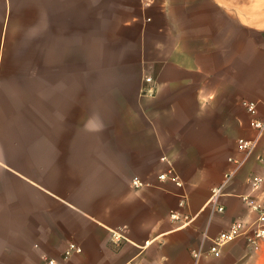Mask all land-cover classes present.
<instances>
[{"label":"crops","instance_id":"obj_1","mask_svg":"<svg viewBox=\"0 0 264 264\" xmlns=\"http://www.w3.org/2000/svg\"><path fill=\"white\" fill-rule=\"evenodd\" d=\"M0 4L47 26L39 85L6 59L0 36V264H264V240L209 253L211 238L254 219L241 197L261 170L264 135L219 199L223 212L206 205L229 160L242 158L237 141L256 136L243 104L259 103L264 118V0ZM99 11L117 67L132 75L129 94L92 92L85 103L76 93L68 105L52 97L48 26L95 27ZM145 77L153 96L141 93ZM70 245L80 252L64 259Z\"/></svg>","mask_w":264,"mask_h":264},{"label":"rangeland","instance_id":"obj_2","mask_svg":"<svg viewBox=\"0 0 264 264\" xmlns=\"http://www.w3.org/2000/svg\"><path fill=\"white\" fill-rule=\"evenodd\" d=\"M102 14L99 11L95 27L86 23L77 25L74 18L65 20L68 21L65 26H48L53 32L48 34L52 37V57L48 64L52 67L53 98L65 97L69 105L76 93L84 96L85 103L92 92L100 100L105 96L116 97L117 92L121 98L127 90L129 94L132 75L117 67V41L113 28L103 24L106 20ZM43 22L44 19H28L22 10L0 9V36L4 33L6 59L15 65L22 62L29 79H35L38 85L43 82L45 67L42 54L47 26ZM119 46L123 49L122 43ZM88 124L85 121V127Z\"/></svg>","mask_w":264,"mask_h":264},{"label":"built area","instance_id":"obj_3","mask_svg":"<svg viewBox=\"0 0 264 264\" xmlns=\"http://www.w3.org/2000/svg\"><path fill=\"white\" fill-rule=\"evenodd\" d=\"M146 5L150 4L152 0H142ZM144 85L141 88V93L147 96H153L155 93L154 82L151 77L144 79ZM258 105L257 102H245L243 107L248 116H250L249 125L256 132V136L252 140L240 139L237 141V149L242 153L241 159H230L229 162L234 166L228 170L222 179L220 185L211 189L210 197L207 201V206L213 208L216 212H223V207L219 205V199L223 197L225 188L232 182L236 172L244 165L247 158L254 154L256 151L258 141L264 135V118H258ZM257 161L261 165L259 173L252 174L248 178L247 195L241 197L244 204L248 207L251 213L254 215V219L250 223L244 221H235L225 231L218 233L214 238L210 239L209 253L212 257L218 258L221 254V250L224 246L233 241L244 238L249 246L252 248H258L259 242L264 240V156H258ZM170 178L177 186H181L178 178L169 173H164L159 176V179ZM132 185L135 188L140 187L142 184L138 179H133ZM172 219H176V215L171 214ZM187 224V222L185 223ZM116 238H121L117 236ZM80 252L74 245H70L64 253V259H67L72 253ZM195 258H198V253H193ZM44 264H58L57 261L47 259ZM133 264V263H131Z\"/></svg>","mask_w":264,"mask_h":264}]
</instances>
